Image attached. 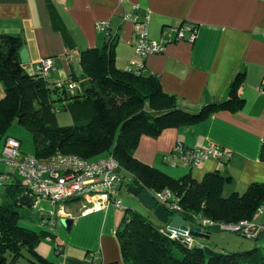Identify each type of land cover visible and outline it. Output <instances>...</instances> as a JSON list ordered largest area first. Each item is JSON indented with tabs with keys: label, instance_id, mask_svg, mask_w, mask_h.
<instances>
[{
	"label": "crops",
	"instance_id": "crops-1",
	"mask_svg": "<svg viewBox=\"0 0 264 264\" xmlns=\"http://www.w3.org/2000/svg\"><path fill=\"white\" fill-rule=\"evenodd\" d=\"M126 12L148 21L151 38L173 41L161 52L141 57L134 25L123 19ZM100 20H108L117 36V67L127 70L134 61L144 74L157 75L185 110L197 112L208 101L226 98L241 75L240 109H222L197 124L169 127L155 137L142 135L134 151L139 161L174 178L190 174L201 181L220 173L223 187L232 193L264 183V0H0V33L22 38L19 58L30 74L40 59L52 58L53 81L83 76L82 52L102 48L111 38L96 29ZM183 25L197 28L193 42L175 40L174 29ZM4 95L0 82V100ZM179 142L188 147L214 143L231 156L209 158L194 167L174 165L165 155ZM91 204H64L63 213L73 224L70 229L57 224L51 231L60 239L56 249L37 245L38 255L27 250L29 256L23 254L11 264H125L116 231L126 208L110 204L86 211ZM255 222L264 224V219L256 217Z\"/></svg>",
	"mask_w": 264,
	"mask_h": 264
},
{
	"label": "trees",
	"instance_id": "trees-1",
	"mask_svg": "<svg viewBox=\"0 0 264 264\" xmlns=\"http://www.w3.org/2000/svg\"><path fill=\"white\" fill-rule=\"evenodd\" d=\"M116 41L113 36L102 48L84 50L83 76L69 77L71 80L58 86L25 70L19 58L20 36L0 33V82L5 90L0 100V139L10 136L7 128L17 122L32 132L35 155L40 158L59 151L86 158L113 154L132 176L128 186L173 191L181 207L176 214L188 221L199 214L225 222L255 220L259 208L264 211V183H253L245 192L225 197V177L220 173H210L201 181L190 174L174 178L134 156L144 134L155 137L169 127L197 124L222 109H240L244 103L238 92L241 75L231 83L226 98L208 101L197 112L188 111L163 89L157 75L119 69ZM69 82L76 83L73 91L66 89ZM55 102L80 111L85 121L71 126L55 124ZM6 193V200L0 199V264L13 263L24 250L38 255L36 246L51 234L47 229L36 232L20 224L17 207H27L20 180L9 183ZM116 233L125 264H264V246L244 254L217 251L203 244L189 246L171 239L164 224L157 226L131 208H126Z\"/></svg>",
	"mask_w": 264,
	"mask_h": 264
},
{
	"label": "built area",
	"instance_id": "built-area-1",
	"mask_svg": "<svg viewBox=\"0 0 264 264\" xmlns=\"http://www.w3.org/2000/svg\"><path fill=\"white\" fill-rule=\"evenodd\" d=\"M125 21H130L134 25V39L136 52L141 57L161 52L166 44L172 39H153L149 35V23L147 20L140 21L133 12H126L123 15ZM108 20H100L96 23V29L107 31L113 37ZM175 40H188L193 42L197 36V28L191 25H183L174 29ZM189 31V36H186ZM33 73L40 74L50 83L63 86L62 81H53L50 73L54 69L53 59L45 57L40 59L33 66ZM129 69L139 72L134 61ZM75 82L66 84L68 91H73ZM260 91L264 93V86ZM2 139V138H1ZM0 139V143H1ZM21 141L13 136L5 137L0 148V188L7 186L13 180H20L24 186V194L34 198V204L40 200H48L53 205L52 213L41 218V225L50 233L57 224L66 218L63 213V205L72 200H88L92 204L86 211L103 208L110 204L122 206V201L118 198L119 190L123 186H128L132 181V176L124 171L113 154L102 157L86 158L74 153L56 152L50 157L40 158L35 154H28L21 149ZM231 153L225 148L210 143L203 147H188L179 142L171 153L165 155L166 160L177 165L194 167L209 158L230 157ZM8 166L7 170L2 165ZM160 205L176 214L181 207L177 202L175 193L169 189L165 191H148ZM263 212V207L259 208ZM178 215V214H176ZM188 223L197 224L202 230H228L241 235L256 237L264 224H258L255 220H241L238 222H225L204 217L202 214L194 215L193 221ZM165 229L171 239H176L192 246L195 237L190 233V228L186 230L169 227V222L164 223ZM52 234L48 236L51 238ZM94 258H97L95 256Z\"/></svg>",
	"mask_w": 264,
	"mask_h": 264
},
{
	"label": "rangeland",
	"instance_id": "rangeland-1",
	"mask_svg": "<svg viewBox=\"0 0 264 264\" xmlns=\"http://www.w3.org/2000/svg\"><path fill=\"white\" fill-rule=\"evenodd\" d=\"M54 105L56 109L55 124L60 126H71L85 121V117L82 116L80 111L77 112V110L75 109L73 111L72 109L65 108L60 102H55ZM6 134L16 137L22 142L23 152L28 154L36 153V146L32 132L27 127L15 122L7 128ZM2 168L4 170H7L8 166L3 164ZM6 192V187L0 188V197L2 200H6ZM231 194L232 191H230L229 188H226V186L223 187V195L225 197H228ZM118 198L122 201V206L124 208H131L145 218L152 221L157 226H162L160 220L156 217L154 212L145 207L135 195L128 192L126 186H123L119 190ZM17 210L21 214V225L36 232H40L42 229H46L41 225V218L43 214L47 216L48 214L52 213L53 205L50 201L44 199L38 201L35 206L26 208L17 207ZM125 210L126 209L123 210V213L125 212ZM256 217L264 219V212H258ZM58 224L64 225L63 222H59ZM51 238L52 239H49L48 236H45L41 239L38 246H44L48 248L50 247L55 250L56 245L58 244L57 242H60V239H57V237H54L53 235L51 236ZM195 243L200 245L203 244L217 251L244 254L246 251L258 247L260 249L264 246V232L259 239H255L249 236H243L233 231L212 230L210 238L195 237ZM24 254H27V256H29V252H27V250H24Z\"/></svg>",
	"mask_w": 264,
	"mask_h": 264
},
{
	"label": "water",
	"instance_id": "water-1",
	"mask_svg": "<svg viewBox=\"0 0 264 264\" xmlns=\"http://www.w3.org/2000/svg\"><path fill=\"white\" fill-rule=\"evenodd\" d=\"M127 191L135 195L145 207L152 210L159 220L164 223L169 222L170 228L186 230L189 227L190 233L194 237L210 238V234L202 230V228L197 224L188 223V220L181 215H173L171 212L165 209L158 203V201L150 192L134 186H128ZM23 204L27 207H32L34 204V198L30 195H23ZM62 222L66 228L70 229L72 227L73 221L71 218H64L62 219ZM259 236L260 235L254 238L259 239Z\"/></svg>",
	"mask_w": 264,
	"mask_h": 264
}]
</instances>
